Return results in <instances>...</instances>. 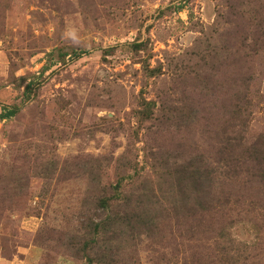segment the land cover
Here are the masks:
<instances>
[{
    "label": "rangeland",
    "instance_id": "374dc122",
    "mask_svg": "<svg viewBox=\"0 0 264 264\" xmlns=\"http://www.w3.org/2000/svg\"><path fill=\"white\" fill-rule=\"evenodd\" d=\"M259 140L264 0H0V264H264Z\"/></svg>",
    "mask_w": 264,
    "mask_h": 264
},
{
    "label": "trees",
    "instance_id": "16d2710c",
    "mask_svg": "<svg viewBox=\"0 0 264 264\" xmlns=\"http://www.w3.org/2000/svg\"><path fill=\"white\" fill-rule=\"evenodd\" d=\"M137 45V47H139ZM14 112L12 110L7 111L5 114L6 116H11ZM259 145V146H258ZM252 148L254 152V161L257 166V170L260 172V176L262 177V182L264 183V141H255L250 144L249 149ZM222 161L224 159L222 158ZM221 161V162H222ZM226 162V161H224ZM215 173H218V170L210 171L206 174H202L200 172H195L194 176L192 177L191 184L193 186V216L203 217V215L210 216L209 213L217 212L215 204V198L211 197V186L215 182ZM220 173V172H219ZM221 174V173H220ZM257 177L256 174H254ZM215 202V203H214ZM110 261H114L113 259ZM92 261H88L90 264Z\"/></svg>",
    "mask_w": 264,
    "mask_h": 264
}]
</instances>
